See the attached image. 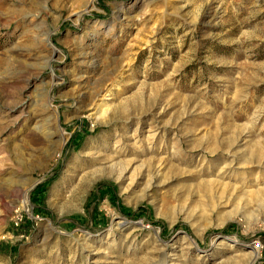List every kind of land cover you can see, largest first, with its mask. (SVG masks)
Listing matches in <instances>:
<instances>
[{
	"label": "rangeland",
	"instance_id": "374dc122",
	"mask_svg": "<svg viewBox=\"0 0 264 264\" xmlns=\"http://www.w3.org/2000/svg\"><path fill=\"white\" fill-rule=\"evenodd\" d=\"M0 264H264V0H0Z\"/></svg>",
	"mask_w": 264,
	"mask_h": 264
},
{
	"label": "bare ground",
	"instance_id": "6f19581e",
	"mask_svg": "<svg viewBox=\"0 0 264 264\" xmlns=\"http://www.w3.org/2000/svg\"><path fill=\"white\" fill-rule=\"evenodd\" d=\"M223 183V182H222ZM245 183V182H244ZM243 184V183H242ZM218 185V184H217ZM221 185V184H220ZM251 185V184H250ZM254 185V184H253ZM260 185V184H259ZM257 187V186H256ZM245 188V187H244ZM259 188V187H258ZM241 189V188H240ZM246 189H248V188H246ZM234 190V189H233ZM233 190H232V193H234L233 192ZM242 190H244V189H241V192H242ZM246 191V190H245ZM231 193V192H230ZM244 193V192H243ZM240 194V193H239ZM259 194H260V191L259 190H257V189H252V190H249L248 191V199H250V200H255V201H257L258 199H259ZM242 195H244V194H242ZM234 196V195H233ZM238 196V194L236 195V196H234L235 198ZM242 198H243V196H242ZM247 199V200H248ZM229 200V199H228ZM244 200V199H243ZM246 200V201H247ZM245 201V200H244ZM246 203V202H245ZM138 223V222H137ZM139 225V224H138Z\"/></svg>",
	"mask_w": 264,
	"mask_h": 264
}]
</instances>
